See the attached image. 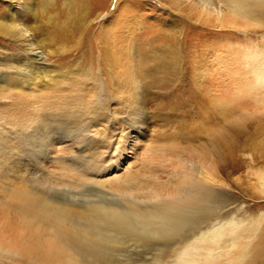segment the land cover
<instances>
[{"label":"rangeland","instance_id":"obj_1","mask_svg":"<svg viewBox=\"0 0 264 264\" xmlns=\"http://www.w3.org/2000/svg\"><path fill=\"white\" fill-rule=\"evenodd\" d=\"M27 11L49 72L100 85L84 83L93 101L64 85L0 107V264H90L78 246L96 205H189L205 188L221 200L193 235H118L116 264H264V15L198 0H31ZM107 30L131 42L115 44V67ZM23 49L0 36L1 56Z\"/></svg>","mask_w":264,"mask_h":264},{"label":"bare ground","instance_id":"obj_2","mask_svg":"<svg viewBox=\"0 0 264 264\" xmlns=\"http://www.w3.org/2000/svg\"><path fill=\"white\" fill-rule=\"evenodd\" d=\"M2 1L7 3L8 6L5 12L7 14L0 15V36L8 37L11 41L25 47V49L22 50L21 57L17 53L0 55V60H4V62H0V107L2 108L6 101H10L13 107L19 101H42L43 98L45 101L52 87L64 85H70L71 90L80 89L86 99L93 101L90 91L86 89L84 83L100 85L98 76L91 75L89 72H84L81 76L78 71H62L56 74H53L51 70L49 72L46 50L39 49L35 36H33L30 27L26 24L28 15L24 14H28L27 10L29 9L31 0ZM198 2L210 11H216L217 9L216 12L219 15L225 13V6H228L230 10L249 20H256L253 16L264 15V0H198ZM215 2L219 4V7L214 8L213 4ZM119 8V6L116 7L113 14ZM133 18H129L126 15L123 21L129 22ZM124 27H126V24H124ZM128 30L130 33H133L131 27ZM120 37V41H115L114 43V34L111 31H106V57L114 67L116 64H121V60L116 57L117 46L115 44L129 41L127 34H122ZM118 51L119 54L121 49H118ZM2 65L7 71L1 67ZM262 76L264 78V74ZM124 80L125 78H123ZM115 82L116 80L114 79ZM101 87L99 86V88ZM39 90H43L44 92L38 95ZM92 95L95 96V101H102L100 92H93ZM10 115L11 117L15 116V112H11ZM12 122L10 123L12 124ZM13 124L17 125L14 122ZM79 139L80 141L76 147L81 151L90 150L92 139H86L84 135ZM96 142L100 144L103 141L98 140ZM2 146L0 144L1 151L3 150ZM101 195L104 196L103 194ZM219 196L220 194L214 188H205L193 196L189 205L187 203L182 205H158L152 210H148V207L145 205L137 208L122 205V203L118 202L114 203L115 205H110V201L104 198L109 204L103 207L96 205L94 221L87 226V231L92 234L90 242L84 241L82 245L76 246L79 247L81 254L86 256V261H89L90 264H116L119 260L117 256L118 252H116L110 242H113L118 235H133L137 240L145 242L154 232L168 230L178 233L185 228L186 232L191 236L195 231V227L204 222L207 216L216 210L214 203L221 200ZM52 200L55 199L52 198ZM52 200L48 199V201ZM38 208L42 213L50 211L42 209L41 205ZM58 218L61 219L60 214ZM209 252V250L198 251L197 247L192 249L187 247L183 250L182 254L201 255L203 253L209 254ZM191 260H186L184 263Z\"/></svg>","mask_w":264,"mask_h":264}]
</instances>
